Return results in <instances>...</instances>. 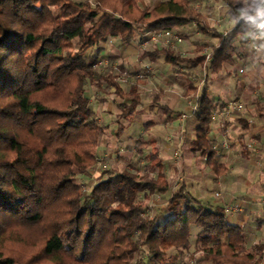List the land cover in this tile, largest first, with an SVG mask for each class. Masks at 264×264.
<instances>
[{"label":"trees","instance_id":"trees-1","mask_svg":"<svg viewBox=\"0 0 264 264\" xmlns=\"http://www.w3.org/2000/svg\"><path fill=\"white\" fill-rule=\"evenodd\" d=\"M146 1L0 0V97L6 98L0 102V121L18 129L0 127V218L42 229L40 252L60 263L67 256L84 264L105 244L97 255L101 264H131L141 248L145 264H190L192 248L201 253L197 264H264V245L249 247L244 228L228 220L223 205L204 207L185 184L173 188L159 151L146 148L149 140H137L132 168L110 171L86 195L75 181L78 176L91 178L102 135L116 122L121 137L142 105L139 86L127 88L117 80L112 56L106 70L98 69L102 43L117 38L137 49L149 32L195 20L201 29L208 26L194 0H159L153 7ZM217 1L228 5L230 15L239 20L243 0ZM255 30L254 24L239 20L219 34L218 44H200L196 58H182L169 48L141 55L155 61L165 54L178 72L182 61L189 63V71L206 63L205 83L199 88L191 82L186 94L198 92L199 98L198 109L184 124L192 119L191 151L218 176L229 166L216 156L210 133L213 114L225 103L211 98L209 76L219 74L236 52L237 41L246 42L247 33ZM207 47L212 56L206 62L201 52ZM117 68L130 70L124 63ZM89 84L103 92L98 101L108 100L101 86L115 88V118L99 121L86 93ZM49 89L63 97L52 106L40 95ZM253 104L264 122V94ZM176 113L171 119L179 118L181 112ZM238 120L246 129V120ZM150 125L146 123L145 130ZM26 134L36 140L33 145ZM86 144L91 150L81 149ZM154 194L161 195L162 206L150 203ZM192 225L200 228L195 236ZM0 264L14 260L0 250Z\"/></svg>","mask_w":264,"mask_h":264},{"label":"crops","instance_id":"crops-1","mask_svg":"<svg viewBox=\"0 0 264 264\" xmlns=\"http://www.w3.org/2000/svg\"><path fill=\"white\" fill-rule=\"evenodd\" d=\"M157 2L154 3L152 0H148L146 4L153 7ZM195 4L206 16L208 26L205 29H201L195 20L191 24H183L175 28L182 35V41L178 44L181 53L177 49L174 50L185 59L196 58L199 55L197 47L202 43H208L210 46L218 44L220 41L219 34H226L236 24L232 16H227L229 6L223 2L217 0H194ZM253 32L247 33L246 42L237 41V50L234 52L232 59L224 64L219 74L211 73L208 80V90L211 98L219 103H225L224 108H218L214 112L217 113V119L212 121V131L210 133V138L215 143L216 156L229 166V169L220 176L216 175L205 164L202 157V164L197 161L198 153L191 151V140L195 136V131L191 129V126H193L192 119L190 118L187 124H180L179 119H171L170 117L171 114L176 115V112H182L185 109L184 96L189 91L191 82L198 85L202 77L198 78L197 75L199 74L200 76L201 72H204L203 68H205L206 63L199 64L195 69L189 71V63L182 61L179 66L180 72H178L172 63L165 60V54H160L155 61L141 56L144 51H161L169 47L151 44L146 48L138 47L135 49L130 48L128 44H122L117 38H114L111 43L103 42L108 46V51L102 47L107 53L110 52V56L113 59L119 58L121 63H124L131 71L146 73V77L139 79L141 85H148L152 81L154 86L161 89V95L157 100L149 102L144 100L142 102L143 111L146 114L145 117H152L156 120L155 122L152 120L144 121L143 124L150 123L149 129H152L154 124H163L167 133L169 132L168 134L176 131L182 134L181 139L170 142L171 146L168 144L169 146L163 148L162 151L163 156L167 159L165 161V172L168 175L171 172H174V175L176 174L174 179L170 177L173 188L178 187L180 184H185L192 194L203 192L206 188V181L211 176L215 192L221 191L223 199L216 195L204 202L201 197H197V199L201 201L204 207L214 208L221 206L223 205L222 200L243 206L245 208L244 212L227 215L231 223L244 228L248 237L249 247H255L257 244L264 245V122L251 104L254 100V95H259L264 84V52H254L250 42V35ZM206 50L211 52V47H207L201 53L205 54ZM148 64L153 66L152 72L147 71L146 65ZM238 64H242V67H238ZM241 68H244L243 73L240 71ZM187 71L191 72L190 76ZM141 87L144 86L142 85ZM234 89L238 90L239 94L231 97L229 94ZM87 92H90V89ZM219 94L224 95V98L216 99ZM87 96L91 99V95L87 93ZM233 98L234 100H244L248 105V111L240 115L236 113L232 116H227L224 110L228 102ZM114 102H117L116 98ZM108 104L107 110L109 112L105 113L115 118L119 112L111 109L114 105L113 102L110 101ZM238 118L246 120L248 123L246 129L244 128V122L238 120ZM98 119H102L99 114ZM103 120H107V118L104 117ZM156 139L154 135L148 139L153 147ZM228 139L231 141L230 144L233 145H231V150L226 149L222 144L224 140ZM126 142L125 137L121 136L119 145L118 138L119 147L121 144L125 147ZM178 143H180L182 152L180 158L176 160L173 155ZM169 150H171L170 155H168ZM113 151H115V146H112L107 154L113 158L123 155L119 151L114 156L112 155ZM234 152H236L235 155H233ZM199 162L200 165L204 163L208 178L203 177L201 173L198 175L194 171L195 168L198 169L196 166ZM230 167H233V169L237 168L238 174L242 173L245 177L242 175L237 177L238 174L232 172L231 174ZM242 178L244 180H241Z\"/></svg>","mask_w":264,"mask_h":264},{"label":"rangeland","instance_id":"rangeland-1","mask_svg":"<svg viewBox=\"0 0 264 264\" xmlns=\"http://www.w3.org/2000/svg\"><path fill=\"white\" fill-rule=\"evenodd\" d=\"M147 2H148V0H147ZM152 2L155 3V2H157V0H152ZM194 7L197 8L196 4L194 5ZM227 14H228L227 15L228 17L231 16L229 10H228ZM108 42L111 43L110 41H108ZM178 44H180L179 41H177L175 39H171V43L166 47H169V48H172L175 50L177 49L181 53L180 47L178 46ZM102 47L104 48V50L108 51V46L106 45V43L105 44L102 43ZM104 50L101 51L102 55H101L100 60H103L104 58L105 59L111 58L110 52L107 53ZM206 51H207V52H205L206 61H209L208 55H209V58H211L212 55H211L210 51H208V50H206ZM120 63H121V60H119V58L114 59L113 65H114V68H116V70H117V76H118L117 80L127 88L132 86V85H135V84L140 86V87L143 85L145 88L141 87V91H140L142 102L144 100L146 102H149L152 100L155 101V99L157 100L158 97H160L161 89L154 86L152 81L149 82L148 85L147 84L141 85V83L139 82V79L135 78V75H136L135 72L133 73V71H131V70L120 71L117 68V65ZM109 66H110V62L108 59V62L105 61L104 64L99 65L98 69L104 71ZM239 66L242 67V64H238V67ZM233 73L235 74V72H233ZM203 75H204V72L202 71L200 76H199V74L197 76H198V78H200V77H203ZM198 85H199V83H198ZM101 87H103L102 88L103 91H105V90L107 91L106 94L104 92V95H106L108 100L107 101H105V100L104 101H98V99H96V98L102 97L103 92L100 90L98 91L96 85H94L92 87V84H89L88 89H90V92H87V93H88V95H91L90 96L91 97V99H90L91 104L94 107V109L96 111H98L97 114H99L100 118H102V119H99V121H103L104 117H106L107 119H113L112 115L106 114L105 112H109L107 110V108L109 106L108 103L110 101L113 102V104H114L111 107V109L114 110L115 112L118 110L116 107V103L114 102L115 98H116L115 88L113 86H110L107 89L104 86H101ZM195 93H198V92H191L189 95H185L184 99L186 100L187 98L191 97ZM59 94L60 93L58 91H55L53 89H49L47 91L42 92L40 95L42 96V98L46 104L52 106L53 104H55V102L57 103L58 99L61 100L63 98ZM238 94H239L238 90L234 89L231 91V93L229 95H231V97H235ZM262 94H264V84L261 88L259 95L255 94L253 99L261 96ZM222 98H224V95L219 94L216 99H222ZM3 100L5 101L6 98L3 99V97H0V102H2ZM232 100H234V98ZM232 100H230V101H232ZM235 100H240V99H235ZM242 102L244 103V105L246 107V112H247L248 111V105L244 100H242ZM251 104H252L254 110H256V106L253 104V102ZM145 116H146V114H144L143 105H141L138 108L134 119L128 123L126 130L122 134V136H124L125 139L127 140L125 147H123L122 144L119 147L120 137H118L116 135V128H117L116 122H114L111 125L110 129L107 130L106 133H104L102 135L101 143L99 146V152H98V160L99 161H98V164L91 169L92 170L91 178H87L86 176H78L77 180H75L76 182L81 183L80 184L81 191L83 192L84 195H86L89 192L90 186L93 183L107 177L108 174L110 173V171H114V170L121 171L125 168H132L133 167V162L135 161L134 159L136 158L133 154V149H134L135 145L137 144L138 139L148 140L154 135L157 138L155 146L153 147L151 145V142H150V143L146 144V148L159 151L161 153L160 156L162 157L164 164L166 163L165 161L167 159L163 156L162 151H163V148L168 147L169 145L171 146V143L169 141H167V139H166L169 132L167 133L163 124H154V127L152 129L145 130V126L143 124L144 121L145 122L148 120H152L154 122L156 121L152 117H145ZM0 127H3V128L8 127L9 128L8 130L10 132H12V131L16 132L18 130L15 126H12L11 124L3 121L2 119L0 121ZM4 130H6V129H4ZM177 132L178 131H176L174 133L177 134ZM166 133H167V135H166ZM26 136H27V139L31 145H33L34 142H36V140L30 134H26ZM118 138H119V145H118ZM228 141H229V143H231V141L229 139H228ZM38 145H40L39 142H38ZM177 145L180 147V143H178ZM112 146H115V151H113L112 155L115 156L119 151L123 155L118 156V157H114V158L111 157V155H108L107 154L108 150H110L112 148ZM77 148H79V147H76L73 151H75ZM81 149L91 150V145L86 144ZM147 149H146V151H147ZM170 151L171 150H169L168 155H170V153H171ZM181 152H182V149L180 147V156H181ZM0 153H2V151H0ZM235 154H236V152L233 153V155H235ZM173 157L176 160H178L180 158V157H176L175 155H173ZM144 158L141 157L142 162H145ZM197 161H200L202 164L201 156L199 153L197 154ZM200 162L196 166V167H198V169L195 168L194 171H196L198 173V175H200L199 173H201L203 177L208 178L209 176H206L207 173H206L205 165H204V163H203V165H200ZM154 163H155V161H154ZM202 169H203V171H202ZM231 172L238 174V169L237 168L233 169V167H230V173ZM240 175L243 176V174L241 173V174H238L237 177H240ZM175 176H176V174L174 175V172H171L169 174V177H172V179H174ZM210 177L208 178V181H206V185H205L206 188L204 189V191L203 192L200 191L198 193L192 194L193 197H195V198L201 197L203 199V202L206 201L207 199L211 198V197H215V186H214L213 179ZM243 177H245V176H243ZM241 180H244V178H242ZM243 182L245 183V181H243ZM159 196H161V195H159ZM162 202H163L162 198H159L158 194H154L150 200V203L153 205L162 206ZM244 210H245V208H244ZM0 220H1L0 222L2 224V226H1L2 232L0 233V250L6 256L12 257L14 260V264H81V263H83V262H78L74 259H71L67 256L63 257L64 262H61V263L58 262V260H55L49 256H44L40 252V250L42 248V244H43V237L45 236L42 229H40L37 226L23 225V224L15 221V220H12L10 217H6L4 215L1 216ZM199 230H200V228L198 226H195V225L191 226V231L193 233V236H195V234ZM104 246H105V244H103V247L100 250H99L100 247H98L94 253V256H93L95 258L92 257L93 259H90L89 261H87L84 264H88V262L90 264H101L102 259L97 257V255H98L99 251L101 253L105 250V248L107 246L106 247H104ZM142 250H144V249L141 248V251H139V253L137 252V254L134 256L131 264H145V260H147V255ZM262 253L264 255V249H263ZM200 255H201V253L196 254V252L192 248V250L190 251V254L187 256L189 263L190 264H197L196 261H197L198 256H200Z\"/></svg>","mask_w":264,"mask_h":264},{"label":"built area","instance_id":"built-area-1","mask_svg":"<svg viewBox=\"0 0 264 264\" xmlns=\"http://www.w3.org/2000/svg\"><path fill=\"white\" fill-rule=\"evenodd\" d=\"M147 34L149 37L147 40H145L141 44L142 48H146V47L150 46L151 44H156L159 46L166 47L171 43V39H175L179 42L182 41L181 33L175 29L158 30V31H154V32H149ZM110 42H113V40L111 39ZM250 42L253 45V41L251 39H250ZM252 48H253L254 52H257L253 46H252ZM210 59L211 58H209V55H208V60H210ZM105 61L108 62V59L104 58L103 60L100 61V64H104ZM146 69H147V71L152 72L153 66L151 64H148V65H146ZM203 70H204V75L201 78V80L199 81L198 87L199 86L201 87L205 83V79H206L205 68H203ZM240 71H241V73H243L244 68H241ZM146 76H147L146 73L138 72V73H136L135 78L141 79V78H144ZM198 98H199V94L195 93L191 97H189L185 100V109L181 112V114L178 118L180 124H184V122L188 118V116L198 109ZM224 111H225V114L227 116H232L233 114H236V113L238 115H240V114H244L246 112V107H245L244 103L242 102V100H232V101L228 102ZM216 114L217 113L213 114V120L217 119ZM181 137H182L181 133H178V134L170 133L167 136V141L174 142V141H176V139H181ZM222 144L226 149L231 150V144L229 143L228 140H224L222 142ZM174 155L176 157H180V147L178 145H176V147H175ZM215 195L217 197L223 199L221 191H216ZM158 197L161 198V196H159V195H158ZM222 202H223V207L228 214H230V213H241V212L245 211L244 207L239 205V204L234 205L231 203L224 202V200H222ZM263 202H264V200H263Z\"/></svg>","mask_w":264,"mask_h":264},{"label":"clouds","instance_id":"clouds-1","mask_svg":"<svg viewBox=\"0 0 264 264\" xmlns=\"http://www.w3.org/2000/svg\"><path fill=\"white\" fill-rule=\"evenodd\" d=\"M239 20L256 26V31L250 35L252 46L257 52H264V0H243Z\"/></svg>","mask_w":264,"mask_h":264}]
</instances>
